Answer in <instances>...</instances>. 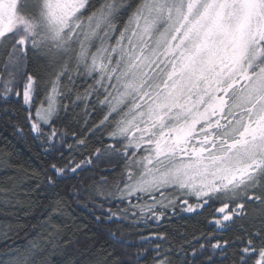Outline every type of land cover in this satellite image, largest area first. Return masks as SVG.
<instances>
[{
	"label": "snow or ice",
	"instance_id": "snow-or-ice-1",
	"mask_svg": "<svg viewBox=\"0 0 264 264\" xmlns=\"http://www.w3.org/2000/svg\"><path fill=\"white\" fill-rule=\"evenodd\" d=\"M40 63L45 75L30 70ZM14 101L43 151L60 159L44 170V238L21 246L0 230V264L147 259L143 244L119 259L50 222L62 213L61 188L105 161L117 167L71 188L74 201L99 210L96 220L160 227L177 207L214 208L215 231L182 245L180 264H225L218 258L230 249L231 264H264V0H0V106ZM77 110L85 124L98 114L87 131L106 139L65 160L87 148L86 135L72 132L69 143L59 127ZM0 197L18 203L14 187ZM237 225L232 239L212 238ZM140 239L154 246L151 264H174L166 232Z\"/></svg>",
	"mask_w": 264,
	"mask_h": 264
},
{
	"label": "trees",
	"instance_id": "trees-1",
	"mask_svg": "<svg viewBox=\"0 0 264 264\" xmlns=\"http://www.w3.org/2000/svg\"><path fill=\"white\" fill-rule=\"evenodd\" d=\"M29 63L32 64L33 61L30 60ZM30 70L41 75L47 72L43 63L35 65ZM4 107L9 109L7 114ZM82 115L79 110L75 114L71 111L62 114L59 127L68 130L69 135L66 139L69 143L73 140L72 132H75L77 136H87V148L72 153L66 151L65 160L71 155L78 161L81 156L88 155L93 146H98L100 140L106 139L99 133V130H96V134L87 131L93 123V118L98 114L94 113L93 117L89 118L88 124L84 123ZM24 116L22 101L0 106V188L14 187L18 202L15 206H6L0 197V230L9 232L11 239L8 243L14 240L17 245L21 246L33 240H42L45 236L46 229L43 225L48 219L46 213L52 201L49 199V193L44 191V170L48 168L49 161L60 159L58 154L53 156L43 151L40 142L33 138V134L27 127ZM17 124L24 127L22 135L15 131ZM116 167L117 162L109 164L105 161L93 172H86L83 176H76L75 179L70 180L60 191V197L63 200L62 213L54 214L50 222L60 226L62 233L72 237L73 241L103 248L110 252L112 257L119 259H126V254L134 255L143 244V247L147 248L145 253L147 259L142 258L141 264H151L154 253V246L150 247L141 241V236L166 232L174 249L173 262L180 264L177 254L182 245L185 250H188L205 240L209 233L215 231L210 223L215 214L214 208L189 213L177 207L165 221L161 222L160 227L154 224L150 227L143 224L136 226L127 221L114 224L103 216L99 221L96 220L95 217L100 215L99 210L91 206L85 207L86 203H90L87 200L74 201L72 185L77 182L83 183L86 177ZM247 226L246 224L245 227ZM3 231H0V259L5 258ZM237 231H239V225L227 233L217 232L212 238L232 239ZM111 232H116V238L111 236ZM231 256L232 250L230 249L228 257L218 259H224L225 264H231L229 259ZM52 259L55 261L58 257L54 256Z\"/></svg>",
	"mask_w": 264,
	"mask_h": 264
}]
</instances>
